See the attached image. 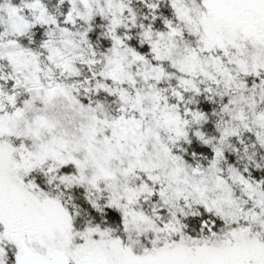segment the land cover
<instances>
[{
	"label": "snow or ice",
	"instance_id": "snow-or-ice-1",
	"mask_svg": "<svg viewBox=\"0 0 264 264\" xmlns=\"http://www.w3.org/2000/svg\"><path fill=\"white\" fill-rule=\"evenodd\" d=\"M0 264H264V0H0Z\"/></svg>",
	"mask_w": 264,
	"mask_h": 264
}]
</instances>
